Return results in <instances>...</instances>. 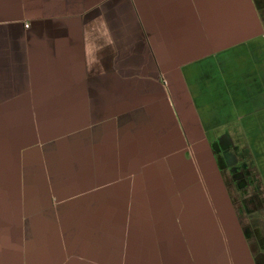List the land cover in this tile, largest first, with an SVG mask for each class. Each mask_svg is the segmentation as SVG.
Instances as JSON below:
<instances>
[{
	"label": "crops",
	"instance_id": "obj_1",
	"mask_svg": "<svg viewBox=\"0 0 264 264\" xmlns=\"http://www.w3.org/2000/svg\"><path fill=\"white\" fill-rule=\"evenodd\" d=\"M261 117L264 0H0V264H264V203L212 206L182 149L217 177Z\"/></svg>",
	"mask_w": 264,
	"mask_h": 264
},
{
	"label": "rangeland",
	"instance_id": "obj_2",
	"mask_svg": "<svg viewBox=\"0 0 264 264\" xmlns=\"http://www.w3.org/2000/svg\"><path fill=\"white\" fill-rule=\"evenodd\" d=\"M210 108L211 107L208 106L205 111H202L203 112L202 114H203V116H205L204 123L206 125L210 123V126H211V124L215 123V122L212 123L214 121V119L212 120V117H216L217 119L225 118L224 115L226 113H224L223 110H220V109L218 111L209 110ZM212 111H215V112H212ZM180 113L182 114L183 112H180ZM207 113L210 115L208 118H207ZM230 114H232V113L230 112ZM243 122L247 124V126L245 127V131H246V134L248 135V137L245 140L242 137L238 138V140L241 141V143H240V144H242L241 146H244L247 149H248L247 146H249L250 144H253L252 147L259 154L258 158L254 159L255 166H252V164L250 165L252 172H253L252 178H255L257 180L258 183L256 185L259 187V181H260L259 176L264 179V157L262 155V150H261L262 147L264 146V117H261L259 121L255 120L254 121L255 123L253 121H250L249 119L244 120ZM249 122H251L253 125H258V123H260V125L255 128V133H256L255 139H253L250 136V129L248 126ZM221 125H219V127ZM229 130L231 132H233L235 129L222 127V128H219L218 130H216L215 133H212V132L209 133L208 132L207 136H209V138L211 136L214 137V135L220 136V134L223 131L225 133H227V132H229ZM258 133H261L262 140H260V136L258 135ZM249 138H252L251 141L249 140ZM231 140L233 141V139H231ZM223 141H224V143L222 145H219L218 143H214V141H212L210 144L207 145V149L209 150L207 156L209 154H211V160L208 158L207 161H204L205 163H208L210 165L213 164V166L215 165L216 167L221 168L220 171L218 170L217 177L213 171H210V173H209V175H207V177L203 176L200 172V167H201L200 165L202 164V160L196 159V154L192 150L191 145L185 144V147L182 148V149H184V148L188 149V159L185 161V164H186V166L188 165L189 167H191L193 169V173L195 175V177L193 175L194 178H192V177L190 178L191 183L194 185L198 184L202 187V192L204 193L206 199H208L210 201V204L212 206L214 205L213 204L214 201H217V202L229 201L230 203H235L236 201L243 200L244 197L248 198V195H249V193L246 194L240 188H238V184L233 182V179L230 178L227 181V178L225 176H222L221 171L223 168H224V170H228V171L232 172L231 168L234 167V165H236V163L232 164V158H231L232 157L231 153L233 152V146H232L233 143L230 144V143H228V141L227 142H225V140H223ZM196 145L197 144H192V146H196ZM50 147H51V145L48 147L46 145L44 148L48 149ZM224 151H225V153H223ZM214 154L216 156L218 155V157H217L218 159L217 158L213 159ZM255 155L256 154H254L252 156L255 157ZM248 158L249 157H247L245 160L243 159L242 163H245V165H248V163H249ZM130 163L132 165L137 164L138 166H142V168L149 167L150 170H149L148 174H150V175L144 176L143 178L147 181L152 180L153 177L151 176V172H152V169H154V167H153L154 161L153 160H147V159L141 160V161L133 160V161H130ZM252 167H255V169ZM247 169H249L248 166H247ZM126 178H127V180H132V178H134V177H126ZM118 179H120V177L114 176L112 184L118 185L117 183H120V181ZM258 190H262L264 192V190H263V188H261V186H260V189H258ZM262 191L258 192V196H256V200L253 199L251 201H254L255 203H260V202L264 203V194L261 193ZM128 194L130 196L139 194L140 198L144 197L146 200L149 198V197L146 198L144 196L147 194V192L137 193V192L129 191ZM89 195L93 196V199H95V200H104V193L103 194L100 192H82L81 193L82 199L88 198ZM111 195H112V199H113L114 216H117V215L120 216V215H122V207H120V203L118 204L116 202V200H119V199L121 200L122 192L120 194V191L113 190V193H111ZM107 199H108V197H107ZM162 200H163V198H162ZM161 209H163V208H161ZM124 210H125V215H126V208ZM256 212L259 214L264 213V206L257 208ZM212 214H214V217H217L216 208H214V207L212 209ZM114 232H116V231L114 230ZM114 246L117 247V249L119 251V249H120L119 248V246H120L119 241H118V243H117V241H114Z\"/></svg>",
	"mask_w": 264,
	"mask_h": 264
},
{
	"label": "flooded vegetation",
	"instance_id": "obj_3",
	"mask_svg": "<svg viewBox=\"0 0 264 264\" xmlns=\"http://www.w3.org/2000/svg\"><path fill=\"white\" fill-rule=\"evenodd\" d=\"M223 137L218 138L215 142L218 143L219 145H222L224 143ZM228 143L231 144V142ZM232 146H233V152L231 153L232 164L236 163V165H234V167L231 168L232 172L230 171L231 176L233 177L232 178L233 182L237 183L238 188H240L244 193L246 194L249 193L248 198L244 197V199L241 200V202L251 201L253 199L256 200V196H258V192H260L258 190V186L256 185L258 182L255 178H252L253 172L250 166V162L248 163V165L242 163L243 159L244 160L246 159V155L244 153L245 148L239 146L237 142L233 143ZM223 153H225V151ZM247 166L249 167V169H247Z\"/></svg>",
	"mask_w": 264,
	"mask_h": 264
}]
</instances>
